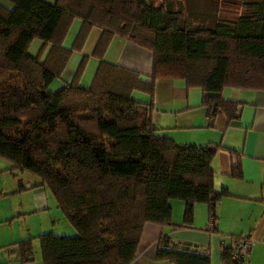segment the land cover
Masks as SVG:
<instances>
[{"label":"trees","instance_id":"16d2710c","mask_svg":"<svg viewBox=\"0 0 264 264\" xmlns=\"http://www.w3.org/2000/svg\"><path fill=\"white\" fill-rule=\"evenodd\" d=\"M4 1L13 8L0 5V159L11 165L8 171L35 176L74 231L19 241V261H31L36 239L41 264H130L144 225L170 224V200L183 203L185 226L195 204L213 218L227 195L212 189L211 162L220 147L178 145L159 135L151 121L153 83L180 80L186 90L198 89L208 119L219 111L235 125L243 103L223 100L222 91L264 92V0H241L234 21L211 25L147 0ZM75 19L80 25L64 48ZM92 28L99 34L89 86L78 85L87 60L81 56L70 81L46 92ZM115 36L150 53L148 80L103 61ZM33 40L40 48L31 56ZM133 93L150 101H134ZM230 170L240 180L237 162ZM232 251L222 249L220 264H242ZM154 258L209 264L207 257L162 246Z\"/></svg>","mask_w":264,"mask_h":264},{"label":"crops","instance_id":"0c3cea01","mask_svg":"<svg viewBox=\"0 0 264 264\" xmlns=\"http://www.w3.org/2000/svg\"><path fill=\"white\" fill-rule=\"evenodd\" d=\"M111 44L109 52H114V60L107 63L134 70L148 80L151 71L149 52L116 36ZM153 85L151 121L157 133L178 145L219 146L211 162L212 189L215 193L223 189L227 195L215 205L212 230L208 229L210 217L204 205L193 206L191 223L185 226L183 203L170 200V224L144 225L130 264H167L154 258L159 246L207 257L209 264H220L222 249L235 250L239 244H235L236 240L244 239L250 244L244 257L246 264H264V92L239 91L232 100V92L238 90H223V100L243 103L235 125H230L219 111L210 119L206 117L198 89L186 90L182 81L170 79H157ZM134 94L137 95L132 94V98L136 97V101H150L144 94ZM236 162L240 180L230 176L231 165ZM25 186L29 189L30 183L26 182ZM37 187L40 189L34 193L38 196V208L44 210L47 207L45 188ZM55 207L57 209L56 203ZM2 210L0 208V213ZM5 217L0 214V225L7 221ZM30 262L18 260V264Z\"/></svg>","mask_w":264,"mask_h":264},{"label":"rangeland","instance_id":"374dc122","mask_svg":"<svg viewBox=\"0 0 264 264\" xmlns=\"http://www.w3.org/2000/svg\"><path fill=\"white\" fill-rule=\"evenodd\" d=\"M52 4L54 0H41ZM153 7L159 5L172 7L173 11H181L185 14L195 15L199 21L211 25L214 22L234 21L240 14L241 0H147ZM0 5L12 9L13 5L7 1L0 0ZM191 23L195 24L191 21ZM80 23L74 20L70 30L64 39L63 47L69 48L71 41ZM99 31L92 28L86 38L80 53H73L60 78L53 80L45 89L46 92H55L70 80L81 56H86V66L78 85L82 88L89 86L93 76L96 61L90 58V53L96 42ZM114 38V37H113ZM113 40V39H112ZM112 41L110 42V45ZM110 45L103 56V61H113L114 52H109ZM40 42L33 40L27 53L34 56L38 53ZM42 54L41 58L44 57ZM109 63V62H108ZM113 64V63H110ZM71 69V71H69ZM239 91H233L236 97ZM133 95H137L134 94ZM134 97V96H133ZM132 98V96H131ZM136 99V97H134ZM134 98L132 100L136 101ZM140 102V101H137ZM141 103V102H140ZM0 168H7L0 171V214L6 216L7 221L0 225V264H18L19 250L15 242L26 238H35L39 234L52 232L55 236L71 237L74 231L69 226L61 212L56 209L50 193L44 189L47 200V207L44 210L38 208V196L35 195V188L38 180L35 176L26 172L8 171L11 165L0 159ZM1 170V169H0ZM30 183V188L25 186ZM20 187V188H19ZM14 244V245H13ZM30 254L32 261L30 264H40V256L37 240L31 241Z\"/></svg>","mask_w":264,"mask_h":264},{"label":"built area","instance_id":"2783aa9c","mask_svg":"<svg viewBox=\"0 0 264 264\" xmlns=\"http://www.w3.org/2000/svg\"><path fill=\"white\" fill-rule=\"evenodd\" d=\"M212 218H209V222H208V229L212 230ZM249 242L248 240H242L240 241V243L237 245V248L235 250L232 251L231 253V259H240L242 261V264H246V261L244 260V257L249 249Z\"/></svg>","mask_w":264,"mask_h":264}]
</instances>
